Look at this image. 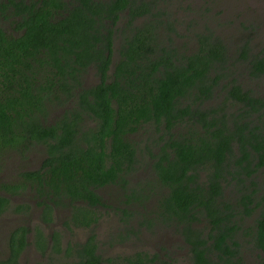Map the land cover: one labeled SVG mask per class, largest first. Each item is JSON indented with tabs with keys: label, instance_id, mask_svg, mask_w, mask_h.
Instances as JSON below:
<instances>
[{
	"label": "trees",
	"instance_id": "trees-1",
	"mask_svg": "<svg viewBox=\"0 0 264 264\" xmlns=\"http://www.w3.org/2000/svg\"><path fill=\"white\" fill-rule=\"evenodd\" d=\"M157 2L1 1L18 35L0 23V217L29 207L12 200L29 187L41 220L64 207L67 228L90 229L73 245L78 259L63 264H112L94 233L110 221L95 189L116 186L127 235L171 229L188 264H246L245 246L264 264V94L251 87L264 85V53L246 37L229 49L207 27L192 50H178L180 31ZM92 69L98 82L88 85ZM36 145L41 166L2 181V156L26 157ZM29 232L11 231L0 264H20ZM36 241L45 253L38 228ZM136 253L129 264H178L167 251Z\"/></svg>",
	"mask_w": 264,
	"mask_h": 264
},
{
	"label": "rangeland",
	"instance_id": "rangeland-1",
	"mask_svg": "<svg viewBox=\"0 0 264 264\" xmlns=\"http://www.w3.org/2000/svg\"><path fill=\"white\" fill-rule=\"evenodd\" d=\"M157 1L159 9L163 11L164 15H170L168 19L180 31L182 37H174L175 41H173L176 43L175 46L178 50H186V52L192 50L196 45L195 33L207 27L216 30L220 33V36L224 39L226 38L228 42L236 47L246 37L249 44L253 46L252 50L254 53H264V0H210L211 2L207 5L205 0ZM221 9L224 10V14L219 12ZM231 16L235 17L233 23L224 26V22L226 20L229 22L228 19ZM231 29H238V31ZM239 34L243 36L239 38ZM97 81L94 69L86 74V84H94ZM251 87L255 92L261 91L264 94L263 84L251 83ZM58 114L59 111L56 112V115ZM89 123H93V121L91 120ZM138 134L141 138L146 137L143 133ZM45 154L46 152L41 145H36L27 153L26 157L11 153L7 156L4 154L1 158V180L4 182L11 181L24 171L39 168L42 157H45ZM258 176L259 182L262 181L264 184L263 175L260 174ZM101 192L103 193V205L99 207L103 216L101 218H104V221L106 219L110 221L105 223L103 227L97 224L94 233L97 234L96 239L103 258L111 260L112 264H129L126 257L132 258L138 251L143 253H154V251L164 253L167 251L171 255L170 257L178 260V264H188L186 261L187 251L186 248L182 247L179 233L173 234L171 229L167 230L166 228L155 233L153 232L154 230H150L146 225H143L138 229L140 231L138 235H127L126 230L122 227L123 223L120 221V217L122 218L123 214L119 209L114 208L123 206L122 199H119L120 197L117 195V187H104ZM12 200L14 203H29V207L19 217H16L15 211L10 210L5 219L0 220V258L5 259L8 256V241L12 227L18 223H25L29 228L33 229V233L31 232L28 235V246L22 257L21 264H36L38 261L47 264H63L78 259L73 245L75 246L80 242L84 243L91 234L89 228L79 227L75 228L74 231H72L74 227L71 229L67 228L65 221L69 220V208H56L52 223L45 225L40 222L42 208L33 190L27 187L24 193L13 196ZM149 204L151 207V201ZM138 219L139 215L134 216L132 222L136 223ZM110 224L114 228L111 232L109 231ZM125 226L129 227L128 223ZM133 226L136 227L135 225ZM37 228L44 235L46 242L50 240L51 250L42 253V255L33 249ZM54 231L60 233V242L58 244L54 243L51 236ZM118 233H123L124 238L118 239ZM70 245H72L71 248ZM161 245H164L168 250H160L159 246ZM243 255L246 264H258L256 252L250 247H243ZM146 264L153 263L146 262Z\"/></svg>",
	"mask_w": 264,
	"mask_h": 264
},
{
	"label": "flooded vegetation",
	"instance_id": "flooded-vegetation-1",
	"mask_svg": "<svg viewBox=\"0 0 264 264\" xmlns=\"http://www.w3.org/2000/svg\"><path fill=\"white\" fill-rule=\"evenodd\" d=\"M1 1L2 0H0V23H1V25L3 26V28L8 32V33H11L12 32V34L13 35H18L17 34V31L15 30V25H16V22H14V17H11V11L13 10V8L11 7V6H9V7H6L5 8V6L1 3ZM211 1L210 0H205V4L207 5L208 3H210ZM207 10H209V8H207ZM221 14H224V12H222ZM5 15H6V17H5ZM234 19L235 17L234 16H231L229 19ZM228 22H227V20H226V22H224V26H228ZM227 29V28H226ZM231 30H233V31H238V29L236 30V29H231ZM212 31H214L215 33L214 34H216V35H220V33H218L216 30H212ZM240 35V34H239ZM238 35V36H239ZM228 46H229V49H230V44H228ZM230 52H233V51H229V53ZM91 71V70H90ZM98 82V81H97ZM149 125H150V129L151 128H153V126L149 123V124H147V126L149 127ZM140 131H143L142 129H139ZM153 131V130H152ZM138 132V131H137ZM151 132V131H150ZM104 187H107V186H104ZM104 187H101V188H98V189H95V191L97 192V193H99L102 197H103V193L101 192L103 189H104ZM111 187V186H110ZM117 191H118V193H120V190H118V187H117ZM117 195H119V194H117ZM101 201H102V199H101ZM41 208H42V206H40ZM101 207H102V205H101ZM42 212V211H41ZM9 213V211H6L5 213H4V215L3 216H1L0 217V220H2L3 218L5 219V216L7 215ZM21 213H19V212H16V217H19V216H21L20 215ZM41 215V214H40ZM12 218V217H11ZM40 222L41 223H43V224H45V225H48L49 223H47V222H45V221H43V220H41L40 219ZM27 225V224H25V223H18L17 225H15V226H13L12 227V229H11V231L12 230H14L15 228H17V227H20L21 225ZM29 227V226H28ZM11 231H10V233H11ZM33 233V229H31L30 228V232L27 234V241H28V235L30 234V233ZM34 244H33V249L35 250V251H37V252H39L40 253V255H42V252H41V249H40V244L36 241V236H35V241L33 242ZM8 244H9V241H8ZM27 246H28V242H27V244L24 246V248L22 249V251L20 252V254H19V256H18V261H19V263L21 264V262H22V257L24 256V253H25V251H26V249H27ZM47 250L46 251H50L51 250V248H50V240L48 241V248H46ZM8 255H9V250H8ZM8 257V256H7ZM38 262H41V261H38ZM37 262V263H38ZM36 263V264H37ZM42 263H45V262H42ZM35 264V263H34ZM47 264V263H46Z\"/></svg>",
	"mask_w": 264,
	"mask_h": 264
},
{
	"label": "clouds",
	"instance_id": "clouds-1",
	"mask_svg": "<svg viewBox=\"0 0 264 264\" xmlns=\"http://www.w3.org/2000/svg\"><path fill=\"white\" fill-rule=\"evenodd\" d=\"M223 39H224V38H223ZM224 41H225L227 44H230V42H228L226 38H225V40H224Z\"/></svg>",
	"mask_w": 264,
	"mask_h": 264
}]
</instances>
